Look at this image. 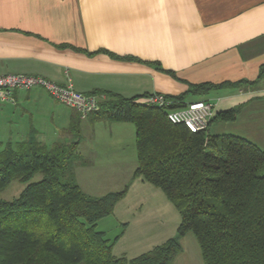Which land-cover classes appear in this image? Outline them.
Returning a JSON list of instances; mask_svg holds the SVG:
<instances>
[{
  "label": "trees",
  "instance_id": "obj_1",
  "mask_svg": "<svg viewBox=\"0 0 264 264\" xmlns=\"http://www.w3.org/2000/svg\"><path fill=\"white\" fill-rule=\"evenodd\" d=\"M258 77H264V68ZM228 85L235 84L190 86L165 96L171 101L167 108L141 103L145 94H105L93 112L95 121L133 126L131 181L160 190L180 217L174 237L134 258L114 255L117 238L109 241L96 229L113 214L128 185L103 196L84 194L75 169L88 162L78 153V141L46 145L30 129L25 139L3 145L0 193L14 181L24 188L16 198L0 200V264H173L188 233L203 264H264V150L236 135L210 136L208 128L192 133L167 119L169 110L186 106L188 94L204 96ZM237 113L229 109L214 119L231 122ZM77 119L61 134L78 136ZM36 174L42 177L32 182Z\"/></svg>",
  "mask_w": 264,
  "mask_h": 264
},
{
  "label": "crops",
  "instance_id": "obj_2",
  "mask_svg": "<svg viewBox=\"0 0 264 264\" xmlns=\"http://www.w3.org/2000/svg\"><path fill=\"white\" fill-rule=\"evenodd\" d=\"M261 68L264 0H0V74L70 82L101 100L105 94L177 96L193 85L235 84L204 96L188 94L185 102L214 105L210 136L236 135L264 150ZM13 97L14 104H5L28 117L27 132L17 141L34 129L42 142L40 126L47 121L64 130L78 118L80 133L68 138L78 146L82 134L94 129H131L129 123L95 121L93 113L80 119L41 88ZM229 109L238 110L234 121L214 119ZM91 167L75 169L79 187V174Z\"/></svg>",
  "mask_w": 264,
  "mask_h": 264
},
{
  "label": "rangeland",
  "instance_id": "obj_3",
  "mask_svg": "<svg viewBox=\"0 0 264 264\" xmlns=\"http://www.w3.org/2000/svg\"><path fill=\"white\" fill-rule=\"evenodd\" d=\"M13 108L0 103L2 144L17 141L22 137L19 138L20 133L27 132V114L21 113L20 108L13 111ZM127 126L131 128L130 132L101 127L94 129L93 133L82 134L78 153L92 167L83 170L78 180L81 191L95 197L119 192L128 185L125 197L115 205L113 214L99 220L96 229L105 232L108 239L117 238L113 246L114 255L134 258L174 237L180 217L160 190L148 183L131 181L135 169L133 167L136 165L135 139L133 126ZM59 127L61 124L55 125L49 121L41 125L42 143L50 145L56 141L68 142V135L61 134ZM1 150L0 146V152ZM109 168L115 170L111 171ZM41 177V174H36L32 182L39 181ZM23 188L24 184L12 182L0 193V200L16 198ZM181 245L182 253L174 264H203L199 246L192 233L184 237Z\"/></svg>",
  "mask_w": 264,
  "mask_h": 264
},
{
  "label": "built area",
  "instance_id": "obj_4",
  "mask_svg": "<svg viewBox=\"0 0 264 264\" xmlns=\"http://www.w3.org/2000/svg\"><path fill=\"white\" fill-rule=\"evenodd\" d=\"M41 88L55 101L75 110L80 119L99 108L101 97L83 94L76 91L68 82L66 86L58 85L39 76L24 74H0V103L14 104L13 94L16 91H26ZM141 103L167 108L171 101L163 94L153 93L142 98ZM214 116V105L208 101H194L180 109L169 110L167 119L172 124H182L192 133L204 131L208 128Z\"/></svg>",
  "mask_w": 264,
  "mask_h": 264
}]
</instances>
